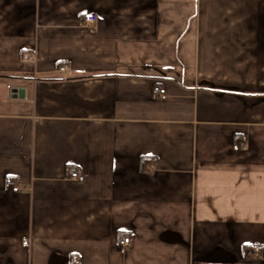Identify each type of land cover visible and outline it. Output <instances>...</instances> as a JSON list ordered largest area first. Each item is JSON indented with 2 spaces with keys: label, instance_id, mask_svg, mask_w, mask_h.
I'll return each instance as SVG.
<instances>
[{
  "label": "crops",
  "instance_id": "1",
  "mask_svg": "<svg viewBox=\"0 0 264 264\" xmlns=\"http://www.w3.org/2000/svg\"><path fill=\"white\" fill-rule=\"evenodd\" d=\"M0 264H264V0H0Z\"/></svg>",
  "mask_w": 264,
  "mask_h": 264
},
{
  "label": "built area",
  "instance_id": "2",
  "mask_svg": "<svg viewBox=\"0 0 264 264\" xmlns=\"http://www.w3.org/2000/svg\"><path fill=\"white\" fill-rule=\"evenodd\" d=\"M97 23V16L95 14H88L85 15L82 19V25L83 27L88 30V32H93L95 25ZM23 60L25 61H32L33 59L30 56H24ZM60 72H66V68H59ZM158 93L160 94L161 98H165V90L164 89H159ZM69 174V179L75 182H83L84 181V175L82 172L78 171L77 168L71 167L68 170ZM6 187H8L12 192H19L20 191V186L18 183H15L12 180H6L5 183ZM131 237L130 236H123L119 241H118V246L121 248H127L131 245ZM259 249L257 247H254L253 249H250L248 252L257 254Z\"/></svg>",
  "mask_w": 264,
  "mask_h": 264
},
{
  "label": "trees",
  "instance_id": "3",
  "mask_svg": "<svg viewBox=\"0 0 264 264\" xmlns=\"http://www.w3.org/2000/svg\"><path fill=\"white\" fill-rule=\"evenodd\" d=\"M240 140H241V139H237V140H236V143H239Z\"/></svg>",
  "mask_w": 264,
  "mask_h": 264
},
{
  "label": "water",
  "instance_id": "4",
  "mask_svg": "<svg viewBox=\"0 0 264 264\" xmlns=\"http://www.w3.org/2000/svg\"><path fill=\"white\" fill-rule=\"evenodd\" d=\"M19 95L22 96V91H20Z\"/></svg>",
  "mask_w": 264,
  "mask_h": 264
}]
</instances>
